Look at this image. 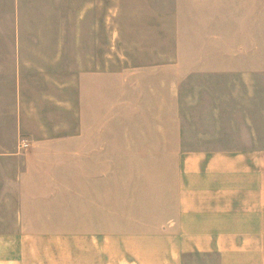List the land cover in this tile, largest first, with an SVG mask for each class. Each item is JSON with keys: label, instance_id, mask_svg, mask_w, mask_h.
Listing matches in <instances>:
<instances>
[{"label": "crops", "instance_id": "obj_1", "mask_svg": "<svg viewBox=\"0 0 264 264\" xmlns=\"http://www.w3.org/2000/svg\"><path fill=\"white\" fill-rule=\"evenodd\" d=\"M230 74L236 155L167 168L165 87L179 118V87ZM122 117L159 155L141 184L125 175L149 220L126 231V264H264V0H0V264L64 228L70 197L95 199V242L117 241Z\"/></svg>", "mask_w": 264, "mask_h": 264}, {"label": "rangeland", "instance_id": "obj_2", "mask_svg": "<svg viewBox=\"0 0 264 264\" xmlns=\"http://www.w3.org/2000/svg\"><path fill=\"white\" fill-rule=\"evenodd\" d=\"M124 88V87H123ZM171 87H165L166 97V149L164 159L167 168H173L175 161H186L195 153L213 152L237 153V79L236 74L224 77L203 79L202 85H183L178 89L179 118L173 117V102H171ZM129 98L138 100L136 93L121 96V102ZM124 105L119 107L123 109ZM124 114V113H122ZM125 115V114H124ZM179 121L180 133L177 129ZM145 119L134 117L119 118V142L133 143V169L127 173V167L119 161L117 218L115 219L117 241H110L109 236L102 235V241L95 242L94 236V207L95 199L85 200L77 197L69 198L70 214L64 228L56 229L54 237L39 239L34 246L23 247V264H126L124 235L127 230L136 231L135 226L149 221L148 215L136 214V210L144 205L141 198L133 197L132 182L125 183V175L129 174L136 183L141 184V175L147 170V164L141 161H158L157 151L141 149L146 144L142 131ZM128 125V135L125 127ZM132 135V139H131ZM161 154V153H160ZM125 157V150L122 152ZM162 157V156H161ZM161 159V158H160ZM188 161V160H187ZM149 167V166H148ZM141 170V171H140ZM139 184V185H140ZM128 187H130L128 189ZM100 199H98L99 201ZM109 198H102L101 205H109ZM97 201V199H96ZM80 210V213H79ZM109 215L103 214V218ZM154 217V216H153ZM153 217L151 220H153ZM147 218V219H145ZM145 219V220H144ZM106 220H103L105 227ZM104 233H109L103 229ZM111 242V243H110Z\"/></svg>", "mask_w": 264, "mask_h": 264}, {"label": "built area", "instance_id": "obj_3", "mask_svg": "<svg viewBox=\"0 0 264 264\" xmlns=\"http://www.w3.org/2000/svg\"><path fill=\"white\" fill-rule=\"evenodd\" d=\"M29 147V143L27 140H23L22 141V149L23 150H27V148Z\"/></svg>", "mask_w": 264, "mask_h": 264}]
</instances>
